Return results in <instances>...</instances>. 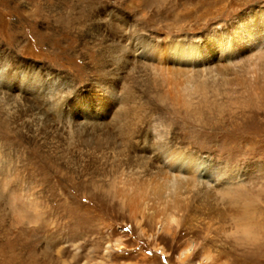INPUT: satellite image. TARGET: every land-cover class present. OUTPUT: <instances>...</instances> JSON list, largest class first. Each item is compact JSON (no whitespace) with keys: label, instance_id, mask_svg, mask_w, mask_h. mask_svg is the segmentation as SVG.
Returning <instances> with one entry per match:
<instances>
[{"label":"rangeland","instance_id":"1","mask_svg":"<svg viewBox=\"0 0 264 264\" xmlns=\"http://www.w3.org/2000/svg\"><path fill=\"white\" fill-rule=\"evenodd\" d=\"M261 11L264 0H0V72L30 86L0 87V264H264V80L261 93L242 83L255 74L246 57L264 71V43L238 51L233 32ZM215 34L233 53L214 46L192 70L203 93L176 63L133 52ZM161 143L200 171L166 169ZM131 174L147 189L120 184ZM160 176L183 181L178 211L153 194Z\"/></svg>","mask_w":264,"mask_h":264},{"label":"bare ground","instance_id":"2","mask_svg":"<svg viewBox=\"0 0 264 264\" xmlns=\"http://www.w3.org/2000/svg\"><path fill=\"white\" fill-rule=\"evenodd\" d=\"M245 20H246L245 23H242L243 21L237 22L238 24H237V26L234 27V31H233L236 34L234 38L236 40L235 46L238 49V51L239 50L240 51L249 50L255 46L257 48H259L264 43V11L259 12V14L256 15L255 17L249 16ZM210 37L202 45H191L190 43H188V44L176 43V44H170L167 46H161V45L156 43V44H152V45L149 44L148 46L147 45L141 46V45H137V44L136 45L133 44L132 46H133V52L136 54V56L142 55L141 58H143V59H147V60L149 59L151 62L156 61V62H159L160 64L165 63L164 62L165 60L176 63V65L178 67L175 68V70H173V71H174L176 77H183L185 79L186 84L183 85V87L186 89H190L189 88L190 84H195V85H198L197 88L199 89V91L203 93L204 90H206V88H207V84L205 83V80L203 78L200 82V79L202 76L200 75L201 76L200 77L198 75L199 71H197L196 73H192V70L194 71L195 67L198 64L202 63L201 65H203L204 63H208L210 60H212V54H213V52H215L213 49L214 46L218 48V50H219L218 54L220 55V57L221 58L224 57L225 60H228L231 58L229 51H230V53L231 52L233 53V51H231L232 49L229 48L228 40H226V37L224 34L220 38L216 34L212 38H210ZM231 46H233V45H231ZM239 53H241V52H239ZM252 55L253 56L255 55V54H253V51H252ZM255 60L256 59L254 58V60L252 61V58H249V56H248V57H246V60H245V62H248V63L242 64V65L246 64L242 67V69L245 70L244 73L245 72H246V74L249 73L251 69L254 70V73H255V74H253V72L250 73V74H253V76H251L253 78L247 76V77H245L246 80H243L242 83L245 84L246 86H248V89H250V92L252 91L251 93L256 92V91H260L259 93H261V78L263 76V80H264V71L262 73H261V71H259V69H261V63H257L259 58L256 61ZM252 62L254 64H251ZM3 75L4 74L2 72H0V87L2 86V84H5L8 86H11V88H12V87H14V86H12V84H18L20 86L19 87L20 89H23L22 87L25 85L27 86V88L28 87L30 88V86L27 83H24V81H20L19 79H15L13 77H10L9 79H7L5 77V75L4 76ZM195 75H197V76H195ZM254 75H258V76L254 77ZM242 79H244V78H242ZM34 84L35 83H33L31 86L33 87ZM196 91H198V90H196ZM259 93L255 94V95L256 96L261 95ZM94 110L104 111L105 107L102 106L100 103H96L94 105ZM117 112H118L116 114L117 116L114 114V118H115L114 124H115V126H118V124L120 125L119 130L121 131V133L123 135L120 133H118V134H120L124 138H129L130 133H128V130H130V128L128 127L127 121L125 122V124L120 123V122H122L121 121L123 118L122 116L126 115L129 111L126 110L124 107H120V108H118ZM94 113H96V112H94ZM154 131H155V134L157 133V135H158V136L156 135L157 138L162 139V137L160 136L161 133L158 132V128L157 129L154 128ZM162 144H164V143H161L160 145L158 144L157 145L158 147H156L155 151L157 153V158L159 160H161L162 163H164L166 169H168L167 164H170L169 166H171V165L177 166V168H181L184 166V169L186 171L193 172V173H197L198 171H200L198 169H200L201 166H200V164H198L196 162V159L194 157H192L190 155H186V154L181 153L179 151L178 152L175 151V153H173L174 151L172 152V150L170 151V154H168L169 151L167 152L163 148ZM171 152H172V154H171ZM178 165H181V166H178ZM209 170L212 172L211 169H209ZM126 176H127L126 179H120L122 177L119 178L120 184L122 183V185L126 189H131L132 192L141 191V189H140L141 186H142V188L147 189V186L145 187V185H140V184L135 183L133 177H136V178L139 177V176L137 177L136 174L126 175ZM156 178H155L156 182L155 183L153 182L155 185L154 186L155 188L153 190V194L156 193V195L158 196V200L163 199V200L168 201L169 203H173L174 206H172L168 210L176 209L178 211L179 203L175 202V200H176V197H177L179 191L184 187L183 181L177 179V180H173L170 183L167 180L168 178L163 179V177H161V176L156 177ZM127 194H129V193H127ZM143 195L145 196V199H143L144 201L142 200L143 204H144V202L146 200H149V199H146V194H143ZM155 203H158V202L155 201ZM146 204H148V203H145L144 205H146ZM163 217H164V215H163ZM163 219H165V222H169V219H173V216L166 214ZM63 264H68V263L63 262Z\"/></svg>","mask_w":264,"mask_h":264}]
</instances>
